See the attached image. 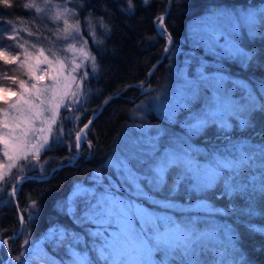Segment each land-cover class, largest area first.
<instances>
[{
    "label": "snow or ice",
    "instance_id": "snow-or-ice-1",
    "mask_svg": "<svg viewBox=\"0 0 264 264\" xmlns=\"http://www.w3.org/2000/svg\"><path fill=\"white\" fill-rule=\"evenodd\" d=\"M159 2L163 12L153 18L155 34L146 33L145 39L154 42L163 38V58L172 61L179 49L165 19L178 0ZM151 3L152 0H140L145 8ZM126 5L119 8L120 12L134 15V0H126ZM13 7V0H0V17H10L6 21L0 19V41L12 42L0 43V61L16 65L14 72L23 69L21 74L28 80L7 73L0 76L18 85L15 92L0 86V94L11 92L16 96L15 101L9 102L0 95L5 105L0 107V209L13 205L19 220V228L10 236L4 235L7 229H0V249H6L7 255L3 264H248L237 228L211 222L199 228L191 220L157 214L138 201L173 209L176 205L172 197L187 185L189 192L205 196L212 193L216 199L230 201L227 210L201 201L200 207L210 215L245 217L247 221H242V226L246 231L264 236V226L251 222L258 214L264 216V210L258 211V200H264V142L231 136L234 129L243 133L254 128L256 116L264 115V49L257 51L244 43L245 38L248 44L264 39V0L253 5L214 6L189 31L187 39L196 48L203 47L215 63L197 62L194 78L181 69L182 83L176 92L163 99L160 95L153 97L162 124H179L183 138L169 136L164 127H155L153 133L151 129L146 131L143 124L135 125L140 137L118 149L105 165L119 183L109 176L104 192L99 194L81 185L66 202L58 204L57 211L69 216L74 224L95 226L96 230L88 233L94 259L75 250L76 245L86 242L66 227L49 228L39 242L30 243L39 204L29 193L25 197L29 203L21 207L18 197L24 183L37 179L33 173L40 172L41 181L49 176L45 169L48 158L41 162L42 155L66 148L75 155H69L67 165L61 163L60 167L74 166L83 147L93 148L89 137L94 135V120L120 93L102 97L100 106L89 111L92 96L102 94V90H93L89 81L98 79L102 69L96 55L88 50L82 26L101 58L104 52L100 50L106 48L101 37H110L112 28L105 23L104 16L94 15L91 0H25L20 5L24 18H14L3 11ZM101 8L110 14L107 4ZM24 24L27 27H20ZM77 43L81 45V55L69 57L66 53L73 52ZM225 61L242 74L255 70L261 75H233ZM158 64L159 61L152 65L149 77ZM53 68L51 83L41 85L40 81ZM129 87H138L142 94L149 95L151 84L142 80L126 85L125 89ZM205 93L210 95L203 107L195 108ZM145 107L144 101L136 106L140 111ZM181 116L183 119H179ZM213 128L226 141L223 149H194L192 138L206 136ZM94 176L97 184L103 183L105 178L99 171ZM120 185L127 186L131 199L115 195L113 189L118 191ZM165 190L169 193L165 199L158 200L149 194ZM237 199L243 200L244 206L231 203ZM81 200L85 207L78 214ZM21 235L24 239L20 250L13 254L15 241ZM45 245L64 248L67 261L51 256ZM158 255L159 260L153 259Z\"/></svg>",
    "mask_w": 264,
    "mask_h": 264
},
{
    "label": "trees",
    "instance_id": "trees-1",
    "mask_svg": "<svg viewBox=\"0 0 264 264\" xmlns=\"http://www.w3.org/2000/svg\"><path fill=\"white\" fill-rule=\"evenodd\" d=\"M25 0H13L14 7L10 9H3L4 12L12 14L14 18H24V13L20 5ZM261 3V0H178V4L174 3L171 7L170 14L166 17V25L172 33L177 46L182 51H187L186 44L188 25L192 19L204 14L210 8L217 5L222 6H238V5H253ZM94 6L92 11L97 17L104 16L105 23H108L112 28L110 37L105 38L106 48H101L104 52L103 57L97 52L93 43L90 44L91 52L96 55L97 62L101 65V73L98 79L90 78V86L93 90H102L101 96L93 95L88 105L89 111L96 109L102 102V97H107L109 94L121 93L126 85H136L139 81L147 80V73L156 64L163 55L162 48L165 45L163 38H158L154 42H149L145 39V34L154 35L155 26L153 25V18L163 12V5L159 0H152V3L147 8L140 5V0H134L136 5L135 14L132 16L124 15L120 12V7H126V0H91ZM107 4L110 14H105L101 6ZM9 16H2L0 19L8 20ZM20 27H27V24L20 25ZM82 29L85 30L82 26ZM100 29H97V34H100ZM2 34V32H0ZM45 35H48L46 32ZM185 42V43H184ZM5 45L11 44V41H0ZM244 43L248 47H255L257 51L264 49V39H257L254 44H248L245 38ZM227 65L233 75H244L250 77L255 72V76L259 77L260 72L252 70L249 73H240L234 65ZM16 65H5L0 61V76L7 73L8 76H17L19 79H25V75L21 73L23 69L16 70ZM169 60L164 59L158 66L150 79L152 90L159 91L165 85L169 77ZM0 78V86H10V80L3 81ZM151 90V91H152ZM153 91V92H154ZM142 94L141 89L131 88L127 89L119 97L114 98L107 104L94 121L93 131L94 135L89 138L93 140V148L91 155L88 156V149L82 148V154L74 166L63 167L56 170L51 178L47 181H32L23 184L22 191L19 193V203L21 207L26 201L25 197L30 193L33 199H36L39 204L40 211L35 218V224L31 229L30 243L32 240L39 242L49 228L52 227H66L74 232L80 234L82 239L86 242L75 246V250L81 255H86L89 259H94V254L91 252L92 238L88 235L90 231H95L96 228L91 224L77 225L74 224L69 216L61 214L57 211L59 203L66 202L74 195L75 189L81 185L88 189L89 192L97 194L104 192L105 186L108 184V177L112 176L114 183V173L105 167L107 160L114 154L122 143V139L127 132V129L133 123V114L138 110L137 105L142 101H146L152 95ZM153 94V93H152ZM150 120H155L153 110L149 114ZM161 123V119H157ZM255 127L246 132L241 133L235 130L231 133L233 139L250 138L254 143L264 142V115L258 114L255 118ZM83 121H81L82 123ZM205 140V141H201ZM207 140V141H206ZM195 144L203 146L204 150L201 152H211L213 150H221L226 144L224 138L216 133V130L211 129L206 136L196 137L193 139ZM75 155V152L69 153L66 148H59L56 151L49 152L41 156V162L48 158V163L45 164V169L50 172L55 167L67 164V157ZM84 157H88L85 159ZM203 159V157H201ZM99 171L105 178L102 184H97V178L94 173ZM33 175L39 177L40 172H35ZM174 178V174H173ZM171 183V181H170ZM187 185L182 187L173 197L174 204H177V209L168 211V209L154 207L146 201L140 200L138 203L146 207L152 208L157 213H166L173 216L180 221H193L199 228H204L209 222L219 225H231L239 230L242 237V249L248 261V264H264V236L250 235L242 226V221L246 222L245 217L236 216H220L210 215L209 212L200 207L201 201H205L217 208L228 209L230 201L227 198L216 199L212 193L201 195L199 193L189 192L186 190ZM115 192L117 197H122L125 200L131 199L124 186L120 185L119 190ZM151 193V192H150ZM155 199H165L169 196L167 190L159 193H151ZM237 206H244V201L237 199L231 201ZM85 207L83 200L78 202V214ZM184 209L180 211V209ZM264 210V200H258V211ZM34 211V210H33ZM169 212V213H168ZM253 224L264 226V216L257 215L252 218ZM19 228L18 213L13 205L3 207L0 209V229H7L4 235H12L16 229ZM113 229L110 228L109 232ZM24 237L21 235L15 241V249L13 254L20 250V245ZM12 241H10V244ZM99 243V241H97ZM45 251L56 259H64L67 261L64 248H54L51 245H45ZM159 255L153 259L159 260ZM7 260L6 249H0V264Z\"/></svg>",
    "mask_w": 264,
    "mask_h": 264
},
{
    "label": "rangeland",
    "instance_id": "rangeland-1",
    "mask_svg": "<svg viewBox=\"0 0 264 264\" xmlns=\"http://www.w3.org/2000/svg\"><path fill=\"white\" fill-rule=\"evenodd\" d=\"M202 15L191 20V22L188 25V30L186 33L187 37H188L189 31L198 23V18L201 17ZM165 24H166V19H165ZM82 34H83L84 39L88 41V45H87L88 50L91 51L90 44L93 43L91 37L87 34L86 29L85 30L82 29ZM52 39L54 40L55 37L52 36ZM44 43L46 44V42H44ZM58 43H63V42L61 41ZM186 44H187L188 48H190L187 51H182L181 48L179 46H177L179 51L177 52L174 59L172 61H169V69H170L169 77H168L165 85L162 87V89H160L157 92V91H154V89L152 90V88H151L150 92H152L153 94L151 93L152 96L145 101L146 107L144 108V110L143 111L138 110L136 113L133 114V116H135V119H133V123L127 129V132L125 133V135L121 141L122 143L120 144L119 149L123 148L126 144L129 143V141L135 140V139L140 137L141 133L139 132L138 128L135 127V125H140V124L144 125L146 131L151 129L152 132L154 133L155 127H164L167 130L169 136H174L177 138H183L184 137V132H183L182 128L179 126V124L168 125V124H162V122L159 123L157 121V119H161V121H162L163 118L161 116L160 110L153 106V97L160 95L161 98L163 99L165 96H169V97L172 96L176 92V90L179 88L180 84L182 83V81L179 77V71L181 69H185L186 72L190 74V78H194L196 67L198 66L197 62L206 61V62H208L209 65L215 63L214 58L211 55H209L203 47L196 48L187 38H186ZM80 46L81 45L79 43H77L75 45L74 51L68 52L66 54L69 57H72L74 55L76 57H79L81 55V53L79 52ZM45 54L47 55V53H45ZM85 63H87V62H85ZM226 63L227 62L225 61V64ZM54 70H55L54 68L51 69L49 71V76L44 77V79H42L40 81L41 85L51 83V76L54 74ZM209 71H214V69L210 68ZM37 74H40V73H37ZM65 75H67V72H65ZM5 80L6 79H3L2 82ZM24 80H28V77L26 75H25ZM29 83H31V81H29ZM1 86H3V85H1ZM7 87L11 88L13 92L18 91V85H16V84L12 83L10 86H7ZM73 87H75V86L73 85ZM0 95L6 96V98L8 99L9 102L16 100V96L12 95L11 92L5 93V94H0ZM208 95H210V93H205L203 95L202 99L198 103L195 104V108L199 109V108L203 107L204 102L207 99ZM4 106L5 105L3 104V102L0 101V107H4ZM151 110H153V115L156 117L155 120H152V121L150 120V117H149ZM179 119H183V116L179 117ZM194 138H196V137H193L192 140L190 141L193 148L198 149L200 151H203L204 150L203 146H200V145L195 144L193 142ZM166 139L167 138H165V140ZM201 141H205V140H201ZM91 152H92V149H88V156H89V153H91ZM201 160H203V159H201ZM35 176L37 177V175H35ZM122 186H124V188L127 190L126 185H122ZM126 192L129 193L128 190ZM149 194L152 195L151 193H149ZM175 205H176L175 208L168 209V211L176 210L178 205L177 204H175ZM179 209H180V207H179ZM183 210H184L183 208L180 209V211H183ZM161 214H166V213H161Z\"/></svg>",
    "mask_w": 264,
    "mask_h": 264
},
{
    "label": "water",
    "instance_id": "water-1",
    "mask_svg": "<svg viewBox=\"0 0 264 264\" xmlns=\"http://www.w3.org/2000/svg\"><path fill=\"white\" fill-rule=\"evenodd\" d=\"M166 17H167V15H166ZM164 55H165V54L163 53L161 59L159 60V64L157 65L156 69H157L158 66L163 62V60H164V58H163ZM156 64H157V63H156ZM156 69H155V71H156ZM155 71H154V72H155ZM153 74H154V73H153ZM152 76H153V75H151L150 77L148 76V77H147V80L150 81V79L152 78ZM131 88H138V87H131ZM127 89H129V88H127ZM127 89H124V90H123L118 96H115V98H116V97H119V96H120L122 93H124ZM139 89H140V88H139ZM104 108H105V106L103 107V110H104ZM103 110H102V111H103ZM102 111H101V112L99 113V115L95 118V120L100 116V114L102 113ZM95 120H94V121H95ZM79 158H80V157H79ZM79 158H78V159H79ZM78 159L76 160V162L78 161ZM76 162H75V163H76ZM65 165H67V164H65ZM68 166H72V165H68ZM65 167H67V166H65ZM62 168H63V167H60V165H59V166L55 167L54 169H57V170H58V169H62ZM53 173H54V172L51 171V172H50V175H49L44 181L49 180V179L51 178V176L53 175ZM36 181H40V182H42L41 180H39V177H37Z\"/></svg>",
    "mask_w": 264,
    "mask_h": 264
}]
</instances>
